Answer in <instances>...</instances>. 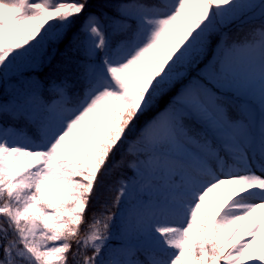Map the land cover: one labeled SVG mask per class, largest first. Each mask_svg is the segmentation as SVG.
I'll return each mask as SVG.
<instances>
[{"label":"rangeland","instance_id":"obj_1","mask_svg":"<svg viewBox=\"0 0 264 264\" xmlns=\"http://www.w3.org/2000/svg\"><path fill=\"white\" fill-rule=\"evenodd\" d=\"M160 1V7L121 6L122 15L137 22L133 40L93 63L94 80L77 106L64 103L65 94L56 84L50 87L60 94L44 111L36 87L2 105L44 120L38 140L0 126V155L10 151L8 160H0V213L15 227L21 244L8 253L7 264H61L69 249L64 238L76 232L111 146L134 118L201 60L213 31L264 3ZM79 9L65 0H0V82L37 67L44 45L60 38ZM85 29L86 50L94 56L104 43L101 27L89 19ZM208 61L227 75L217 72L213 78L222 80L215 81L223 88L229 85L250 108L247 100L264 86V36L226 50L217 61L210 53ZM175 99V108L156 114L159 121L139 128L148 147L131 149L134 175L121 184V203L107 234L90 237L92 264H139L135 248L159 252L149 257V264H219L209 245L214 219L222 230L232 221L240 224L226 240L230 248L223 264H264V254L253 262L254 236L264 227V110L250 109L248 124H229L208 87H184ZM183 112L218 129L234 163L226 164L207 144L185 135L176 124ZM19 166H26L27 173L10 172ZM243 173L254 189L233 192Z\"/></svg>","mask_w":264,"mask_h":264},{"label":"trees","instance_id":"obj_2","mask_svg":"<svg viewBox=\"0 0 264 264\" xmlns=\"http://www.w3.org/2000/svg\"><path fill=\"white\" fill-rule=\"evenodd\" d=\"M65 1L78 5L80 9L70 18L71 20L60 38L44 45L39 65L11 74L10 77L0 82V125H8L23 131L33 139L39 138L41 121L30 120L22 112L8 110L2 105L19 93L23 94L28 89L36 87L38 102L43 108L46 103L59 94L57 89L50 87L54 83L64 90L65 103L76 106L92 83L94 75L91 67L93 62L100 60L102 55H105L115 45L127 46L131 41L136 25L132 18L122 15L121 6L125 4L160 5L159 0ZM89 19L99 22L104 39L102 47L94 57L87 53L84 43L85 24ZM114 23H117V28H114ZM121 26L122 28H119ZM261 34H264V6L255 7L220 26L211 33L206 53L201 60L129 123L127 130L125 129L123 135L111 146L95 175L76 232L71 235V238H64L69 249L64 253L61 264H92L95 250L90 244V237L107 234L110 221L122 198L121 184L133 175L132 166L135 163V156L130 150L147 147L139 135L138 128L153 118L161 109L174 108L176 106L175 94L181 88L196 84L209 87L214 92L215 103L222 107L227 120L231 122L248 120V107L227 87L222 88L221 83L214 81L213 77L219 71L214 63L207 61L213 50L218 55L216 59H220L226 49L235 48L241 43L254 42ZM205 63L209 65L208 67L212 71L211 75L207 74L204 68ZM222 72L224 71L222 70ZM251 99L263 107L264 88L258 94L252 95ZM177 124L195 140L201 143L207 142L210 147L216 148L221 154L224 153L214 128L202 123L198 117L182 113ZM10 226L12 225L7 217L0 213V264H7L8 253L21 245L16 239L15 227ZM238 226L236 220L222 231L218 223L213 222L209 237L210 252L219 264H223V259L228 251L226 240ZM254 251L253 262H256L264 254V232L256 235ZM135 253L142 264H147V257L154 255L155 252L136 248Z\"/></svg>","mask_w":264,"mask_h":264},{"label":"bare ground","instance_id":"obj_3","mask_svg":"<svg viewBox=\"0 0 264 264\" xmlns=\"http://www.w3.org/2000/svg\"><path fill=\"white\" fill-rule=\"evenodd\" d=\"M159 119H160V118L157 117L154 121H159ZM19 135H20V137H21V136L24 137L23 134H19ZM24 138H27V137H24ZM9 154H10V151H5L4 153H2V154L0 155V160H1L2 162H4L5 160H8V158H9ZM33 165H34V164L32 163L31 168H30V166H29V168H30V172H33V171H34L33 168H32ZM9 167H10L9 165H6L5 168H9ZM25 168H26V166H25V167H23V166H19V167H15V168H10V172H11V173H14L16 176H20V175H23V174H26V173H27V171H25Z\"/></svg>","mask_w":264,"mask_h":264}]
</instances>
